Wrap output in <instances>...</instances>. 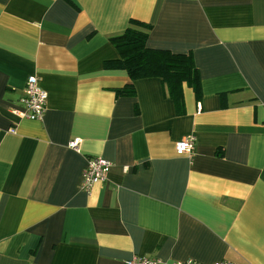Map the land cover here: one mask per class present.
<instances>
[{"label":"crops","instance_id":"0c3cea01","mask_svg":"<svg viewBox=\"0 0 264 264\" xmlns=\"http://www.w3.org/2000/svg\"><path fill=\"white\" fill-rule=\"evenodd\" d=\"M130 19L149 49L192 55L184 115L158 78L103 68ZM29 77L39 121L17 116ZM88 156L112 167L84 192ZM134 256L264 264V0H0V264Z\"/></svg>","mask_w":264,"mask_h":264},{"label":"trees","instance_id":"16d2710c","mask_svg":"<svg viewBox=\"0 0 264 264\" xmlns=\"http://www.w3.org/2000/svg\"><path fill=\"white\" fill-rule=\"evenodd\" d=\"M149 30V25L130 19L121 34L109 39L118 58L104 62L103 68L124 71L131 82L158 78L175 105L176 115H184L182 85L192 89L196 100L201 98L200 76L193 57L191 54L149 49L146 46ZM115 93L118 96H133L135 91L130 83Z\"/></svg>","mask_w":264,"mask_h":264},{"label":"built area","instance_id":"2783aa9c","mask_svg":"<svg viewBox=\"0 0 264 264\" xmlns=\"http://www.w3.org/2000/svg\"><path fill=\"white\" fill-rule=\"evenodd\" d=\"M47 94L44 92L35 77L26 80L24 94L19 100L21 110L17 116L30 121H39L46 108ZM80 140L75 138L68 142L67 147L73 151H78ZM195 139L186 137L175 143L176 155L191 156L194 153ZM112 164L100 156H88L86 165L81 174L80 190L88 192L94 185L103 182L109 173ZM124 264H159L157 259L134 256L126 260ZM180 264H197L191 261ZM215 264H229L220 262Z\"/></svg>","mask_w":264,"mask_h":264}]
</instances>
